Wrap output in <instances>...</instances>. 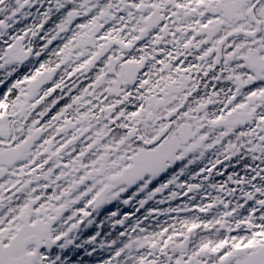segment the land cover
<instances>
[{"label": "snow or ice", "instance_id": "6c2138e0", "mask_svg": "<svg viewBox=\"0 0 264 264\" xmlns=\"http://www.w3.org/2000/svg\"><path fill=\"white\" fill-rule=\"evenodd\" d=\"M0 264H264V0H0Z\"/></svg>", "mask_w": 264, "mask_h": 264}]
</instances>
